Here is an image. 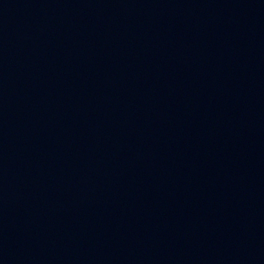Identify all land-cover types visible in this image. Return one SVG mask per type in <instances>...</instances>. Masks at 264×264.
Masks as SVG:
<instances>
[{"label": "water", "instance_id": "1", "mask_svg": "<svg viewBox=\"0 0 264 264\" xmlns=\"http://www.w3.org/2000/svg\"><path fill=\"white\" fill-rule=\"evenodd\" d=\"M0 264H264V0H0Z\"/></svg>", "mask_w": 264, "mask_h": 264}]
</instances>
